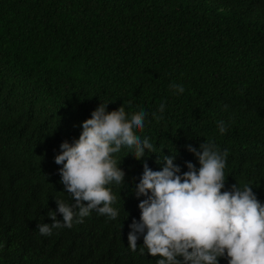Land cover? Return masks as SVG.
I'll return each mask as SVG.
<instances>
[{
	"label": "trees",
	"instance_id": "16d2710c",
	"mask_svg": "<svg viewBox=\"0 0 264 264\" xmlns=\"http://www.w3.org/2000/svg\"><path fill=\"white\" fill-rule=\"evenodd\" d=\"M100 103L145 111L153 152L113 154L115 220L93 210L41 235L56 199L73 203L54 157ZM209 141L228 151L222 191L247 184L264 203V0H0V264H156L142 234L135 252L127 239L143 163L198 168L186 145Z\"/></svg>",
	"mask_w": 264,
	"mask_h": 264
},
{
	"label": "clouds",
	"instance_id": "9594fccd",
	"mask_svg": "<svg viewBox=\"0 0 264 264\" xmlns=\"http://www.w3.org/2000/svg\"><path fill=\"white\" fill-rule=\"evenodd\" d=\"M170 88L176 94L185 91L179 84H170ZM164 109L161 103L158 111ZM146 116L143 110L129 116L122 106L107 111L106 103H100L82 121L79 137L60 144L54 160L62 164L60 180L73 203L56 199V211L48 213L52 222L37 226L41 235L83 223L93 210L110 220L117 218L118 210L112 207L116 196L107 186L124 185L125 173L113 154L127 147L140 160L145 149L153 152L149 139L136 135L144 129ZM217 128L221 134L228 130L224 121L217 122ZM186 148L197 157L198 168L185 162L188 170L181 172L173 163L174 155L157 157V163L163 161L160 170L143 163L135 195L145 198L138 204L139 221L133 218L129 225L130 250H137L142 234L140 252L145 254L146 248L150 256L161 257L156 264H219L220 257L227 264H264V203L247 184L243 188L233 184L222 191L227 149L221 153L211 141L201 143L199 150L190 144ZM57 212L62 220L57 219Z\"/></svg>",
	"mask_w": 264,
	"mask_h": 264
}]
</instances>
